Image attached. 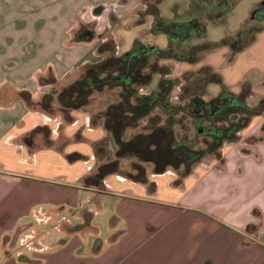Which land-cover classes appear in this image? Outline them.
<instances>
[{
	"label": "crops",
	"instance_id": "obj_1",
	"mask_svg": "<svg viewBox=\"0 0 264 264\" xmlns=\"http://www.w3.org/2000/svg\"><path fill=\"white\" fill-rule=\"evenodd\" d=\"M165 1L159 10L171 20L175 12L172 8L171 16H164ZM259 1L250 7L242 5L246 0L239 1L223 22L208 26H223L225 32L195 45L235 34L248 24ZM144 5L145 0H0V264H125L131 259L126 257L138 251L132 250L131 242L122 244L134 229L118 232L117 245L112 248L108 243V250L103 242L91 246L92 236L100 235L88 205L94 195L120 201L116 214L122 219L131 221L133 212L141 211L155 219L154 224H143V233L166 231L165 256L160 262L142 264H264V113L252 119L237 142L224 145L220 158L197 164L187 177L180 179L173 169L164 174L149 170L147 183L112 174L99 187L88 185L109 132L104 119L94 121L89 111L95 94L86 108L64 112L59 93L87 66L110 55L103 59L95 55L104 43L97 39L107 29L111 33L105 35L121 44L113 53L117 56L131 51L137 39L147 47L167 48V36L152 31L153 16L135 24ZM47 9L53 14L49 23L53 30L40 23ZM94 20L100 22L99 36L93 32V38L77 40L82 30L90 31ZM58 21L63 22V34L62 30L58 34ZM231 55L227 47L209 52L199 69H213L236 95L249 89L248 105L260 106L264 27L253 45L229 61ZM156 77L155 87L160 79ZM61 209L76 217L74 225L71 216L62 220L76 229L62 233L61 220L53 221L59 233L56 240L64 235L69 239L51 247L44 228Z\"/></svg>",
	"mask_w": 264,
	"mask_h": 264
},
{
	"label": "trees",
	"instance_id": "obj_2",
	"mask_svg": "<svg viewBox=\"0 0 264 264\" xmlns=\"http://www.w3.org/2000/svg\"><path fill=\"white\" fill-rule=\"evenodd\" d=\"M153 1L146 14L154 17L153 33L167 36V48L147 47L137 39L128 53L121 56L110 54L102 61L87 66L74 83L60 91L58 99L61 110L68 112L89 106L94 94L118 90L117 102L102 112L105 127L117 146V160L132 158L152 164L156 174H164L169 168L179 171L183 167L179 177L182 179L189 176L207 156L220 158L224 145L237 142L252 119L264 113V103L250 107L246 101L251 93L249 89L244 88L239 95L232 93L222 77L209 67H203L196 74L185 73L180 79L173 80L160 61L174 60L196 65L207 53L228 46L232 48L229 59L232 61L238 53L256 42L263 28L246 33L248 40L242 47L232 46V36H226L219 42L191 45L193 39L203 40L206 37L204 16H195L199 10H189L186 17L182 15L185 18L175 11V17L170 21L163 18L159 10L164 0ZM87 30L78 33L77 40L93 38V33ZM157 75L160 76L157 86L146 92ZM181 84L179 101L174 103L172 93ZM211 84L219 85L221 91L215 99L207 101L205 95ZM156 110L166 116L164 123L153 120L143 132L126 141L127 130L138 128L141 121ZM185 118L196 127V137H205L204 148L196 149L197 143L187 136H176L175 127L182 126ZM117 160L100 166L96 174L87 179L88 185L99 187L108 176L118 174ZM137 169L141 171L140 175L130 179L147 183L145 171L141 167Z\"/></svg>",
	"mask_w": 264,
	"mask_h": 264
},
{
	"label": "rangeland",
	"instance_id": "obj_3",
	"mask_svg": "<svg viewBox=\"0 0 264 264\" xmlns=\"http://www.w3.org/2000/svg\"><path fill=\"white\" fill-rule=\"evenodd\" d=\"M247 3L242 4V5H248L249 7L252 6L254 4V2H256L257 0H246ZM151 3H154L153 0L146 2V5H144L142 7V10H140L137 14V17L139 16V13L141 14L140 20L136 21L135 24L137 25H141L143 23H145V21H147V19H150V15H147V10L148 7ZM194 3L191 2V0H166L162 10L164 13V16H167L168 18L171 16V9L173 8V11H177L178 15H180L181 13H183V15L185 14V10H187L190 5L193 6ZM199 9V7H198ZM202 9V10H201ZM243 8H239L238 9V13L242 10ZM191 10H196L195 7L193 6V8ZM200 13L201 16L206 15L208 13V8L205 7V5L202 3L201 7H200ZM180 13V14H179ZM200 13L195 14V16L200 15ZM238 13H235V18L238 15ZM42 14V22H40L42 24V26H44L45 28H48L49 30H53V28L51 26H49V23L51 22V20L53 19V14L52 12L48 11V9L44 12L41 13ZM174 16V15H173ZM185 16V15H184ZM184 16H181V18H185ZM242 16V15H241ZM240 16V17H241ZM239 17V18H240ZM173 20V19H171ZM170 20V21H171ZM60 22L57 25V30H58V34H60V30H62V34H63V22L62 21H58ZM100 24V22L98 20H94L93 23H91V25L88 26L89 30L93 33H97V28L98 25ZM212 24L213 22H206V28L208 29V26ZM231 24H232V20H231ZM260 27H264V23L259 25ZM210 29H208V33L206 31V36L211 37V38H218L220 36V34H222L223 32H225V28L223 26H221L220 28H212L209 27ZM215 29V30H212ZM109 29H107L105 32H107ZM210 30V31H209ZM226 31H230V29H226ZM105 32L102 36H99V33H97V36H99V39H97V41H104V43L101 45L102 47L96 51L95 55H97L98 58L103 59L104 57L108 56L109 54H113L119 51V49L121 48V44L117 41V39H115V37L113 35H110ZM109 32L111 33V31L109 30ZM218 36V37H217ZM63 38V37H62ZM97 38V37H96ZM225 38V37H224ZM195 41H199V39H193V41L191 42V45H195L197 43H195ZM104 45V47H103ZM99 59V60H100ZM165 63V65L163 64ZM160 65H164L166 67V70L170 72V76L169 78L173 79V80H178L182 77L183 74L185 73H198L199 69V65H191L188 66V63H182V62H176L174 60H164V61H160ZM199 69V70H198ZM202 69V68H201ZM156 77V76H155ZM75 78V77H74ZM156 79H158V76L156 77ZM224 80V78H223ZM155 87V81L152 85V88ZM182 87V84L177 86L174 90V92L172 93V101L174 103H178V97H179V93H180V89ZM209 90L207 91L206 95H205V99L207 101H211L213 99H215L218 95V85L216 84H211L209 87ZM151 88L146 91V92H150ZM118 90H113V91H106L105 93H101V94H95L93 97V105L90 106V110L91 112H93V120L94 121H101L100 119H102V111L106 110L108 108L109 105L117 102L118 100ZM235 94V93H234ZM101 112V113H100ZM100 113V114H99ZM166 119V116L160 111V110H156L153 112V114L147 118V119H143L140 123V126L136 129H129L127 130L126 134H125V140L128 141L130 140L132 137H134L135 135L143 132L145 130V128L150 124V122H157V123H161L163 124L164 121ZM175 133L176 136L178 138H181L183 136H187L189 139L195 141L196 144V149H202L204 148V144H205V137L201 136L200 138L196 137V127L194 126L193 122L190 119L185 118L183 120V125L179 126L177 125L175 127ZM43 135V134H42ZM102 148H103V153L102 155L98 154L97 158V170L100 166H102L105 163H109V162H115L117 160L116 158V150H117V146L115 144V141L113 139V137L109 134V136L107 138H105L102 141L101 144ZM212 156H207L206 158L203 159L207 160L208 158H211ZM118 161V168H119V175L123 176L124 178H131L133 176H138L140 175L139 173H141V171H139V169H137V167H141V169L143 171H145V174L147 175L149 170H153L154 171V166L152 164L149 163H142L139 162L136 159H132V158H126V159H120L117 160ZM202 161V162H203ZM170 169V168H169ZM168 170V169H167ZM184 168L182 167L179 171H176L177 174L179 175V177L181 176V174L183 173ZM95 197L92 198V201L90 203H88V205L92 208L94 214H95V219H94V226L98 228L100 235L97 236H92V238L90 239L91 241V246H93V244H99L100 242L104 243V246L106 247V249H110L111 247L113 248V246H116L117 244H115L116 242H114V240H116L118 238V232L125 230L126 228H132L134 229V235H131L130 237L128 236V238L124 239L122 241V244L127 242H131V246H132V250L135 248L138 249V251L136 252V254L134 255V253L132 252L130 256H127L126 258L128 259L129 257L131 258L130 260L126 261L125 264H133L134 262H138V264H142V263H151V262H160L162 260V258L165 256V250H163V245H165L166 243V231H162L161 233H143V228L144 225L147 222L150 223H156V220L154 221L153 219H147V215L142 214L143 212H133L134 214V219L129 221L128 219H122L119 215L116 214V208L118 206V204L120 203V201L112 198V197H107L104 196V198H100L96 195H94ZM58 214V215H57ZM62 216V217H60ZM72 220V224H76L77 219H75L76 217L73 216L68 210L67 212H65L63 209H61L60 211H57V213L54 214V220H51L47 227L45 226L44 230L46 231V233L48 232L50 235V245H52L53 243H57L58 244H65L69 237L64 235L62 236L61 240H56L57 237H59V233L54 230V224L53 221L55 222H60L59 224V230L63 233V232H69V231H75V226H72L71 222L69 221H63V218L65 217H70ZM118 216V219L117 217ZM57 217H60L62 219H57ZM166 221V225H170L169 228H171V218H169L168 216H166V219L164 220ZM80 222H82L80 219L78 220V223L80 224ZM132 222V223H130ZM40 226V224H39ZM138 230H141L140 232ZM136 231L137 234L141 233L140 235L136 236ZM54 234V235H53ZM56 235V237H55ZM40 236H42L40 234ZM120 238V237H119ZM130 240V241H128ZM60 242V243H59ZM112 242V243H111ZM108 243L111 244V247L108 245ZM54 245V244H53ZM51 246V247H55V246ZM32 248H37V245L32 244L31 245ZM92 249V247L90 248ZM111 251V250H110ZM130 254V253H129ZM27 255H29L30 257V253L27 252ZM120 256H123V254H120ZM108 257V256H106ZM29 259V258H28Z\"/></svg>",
	"mask_w": 264,
	"mask_h": 264
},
{
	"label": "flooded vegetation",
	"instance_id": "obj_4",
	"mask_svg": "<svg viewBox=\"0 0 264 264\" xmlns=\"http://www.w3.org/2000/svg\"><path fill=\"white\" fill-rule=\"evenodd\" d=\"M241 0H191L193 6L195 9H198L199 7V13L201 4L203 3L206 8H208L207 16L203 14L204 19L203 21L206 22H223L225 20L226 16L229 14V12L232 10V8ZM193 6L190 5V7L185 10V16L193 8ZM201 14V13H200ZM202 16V17H203ZM175 17V14H174ZM174 19V18H173ZM264 23V0H260L257 5L254 7V9L251 11L249 16L248 24L239 29L235 34L232 35L234 37V41L232 43L233 47H242L247 42L246 33L256 29V28H262L259 25ZM231 54H232V48L228 46ZM244 51V50H243Z\"/></svg>",
	"mask_w": 264,
	"mask_h": 264
}]
</instances>
